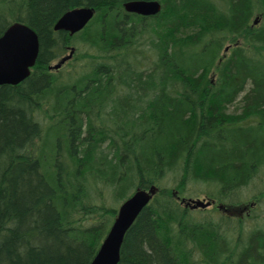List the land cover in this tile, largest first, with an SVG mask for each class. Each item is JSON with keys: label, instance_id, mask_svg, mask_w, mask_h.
Masks as SVG:
<instances>
[{"label": "trees", "instance_id": "obj_1", "mask_svg": "<svg viewBox=\"0 0 264 264\" xmlns=\"http://www.w3.org/2000/svg\"><path fill=\"white\" fill-rule=\"evenodd\" d=\"M126 1L0 0V35L17 20L39 43L30 74L0 85V264H89L117 212L97 189L152 185L117 264H264V217L225 215L227 238L160 184L190 173L221 202L264 169V0H157L149 16ZM80 6L95 13L77 34L53 29ZM75 37L95 51L85 68L49 72Z\"/></svg>", "mask_w": 264, "mask_h": 264}, {"label": "water", "instance_id": "obj_2", "mask_svg": "<svg viewBox=\"0 0 264 264\" xmlns=\"http://www.w3.org/2000/svg\"><path fill=\"white\" fill-rule=\"evenodd\" d=\"M128 12L140 15H154L159 12L161 4L157 0H129L123 3ZM94 8L80 6L68 9L54 23V30H65L69 34L82 29L92 18ZM257 18L254 19L256 23ZM39 51L38 36L27 24L14 21L0 35V85L17 84L27 77L37 59ZM73 47L67 55L61 57L53 68H58L70 58ZM157 188L152 185L147 190H136L119 205L106 235L102 239L93 259L89 264H117L120 247L125 232L133 223L140 211L155 194ZM209 200L188 199L186 205L192 208L206 207ZM220 207V206H219Z\"/></svg>", "mask_w": 264, "mask_h": 264}, {"label": "rangeland", "instance_id": "obj_3", "mask_svg": "<svg viewBox=\"0 0 264 264\" xmlns=\"http://www.w3.org/2000/svg\"><path fill=\"white\" fill-rule=\"evenodd\" d=\"M2 9L7 14V16H10L11 13H15L16 5L10 4V5H4L2 6ZM260 13H256L258 15ZM254 17L251 19L253 21ZM260 22H262V16L257 21L254 26L258 25ZM78 33V32H77ZM76 33V34H77ZM239 41V40H238ZM67 49L64 54H68L70 51L71 46L75 49L73 50L70 58H68L58 69L54 68H48L49 65H53L58 58L52 60L48 66L47 69L49 72H52L54 74H66L64 78L68 76V72L72 75L78 74V72H81L84 68L86 62H85V56L83 57V54L88 51L90 54H95V51L92 49H89V47L82 43L79 39V37L74 38V44L67 45ZM229 44H225V49L227 50L229 48ZM78 49V50H77ZM224 49V50H225ZM223 52V51H222ZM88 55V54H86ZM234 105V106H233ZM230 105L228 107V111L232 112V110L236 109L235 104ZM239 112V111H238ZM178 175V172L175 173H166L163 179L160 181V184L162 187H168L170 188L171 194L178 200V202L185 206L183 202L180 201L179 198H177V195L184 196L186 198H204L205 197H213L211 196L214 194L215 196H218V191L213 187L214 184L211 185L209 183L201 182L199 179L191 178L189 175L186 177H176ZM159 184V186H160ZM99 193H97L92 200L91 203H94L96 205H106L110 208H114L117 210L119 204L123 201H115L111 196V191L108 187H102V189H97ZM264 192V169L261 168V172H258V174L255 176L254 179L250 181V183L244 187L239 188V190H235L233 192H230L226 195V200H222V207L218 208V204L214 203V206H207L204 208H196L192 209L189 208L190 211H192L190 214L193 215L194 221H202L207 220L211 218L210 220H213L214 222L218 221L220 224H226L229 225L227 228L231 231V233L227 234V238H233L235 235L234 227L230 224L234 223L232 220H226L224 216H228L231 218H241V220L245 223L244 226H249L252 223H255L258 219L252 220V217L256 214L261 215L262 219L264 217V197L261 199V193ZM211 194V195H210ZM220 194V193H219ZM218 198V197H217ZM219 203L220 201L217 200ZM217 207L218 209H216ZM188 208V207H187ZM227 208V209H226ZM253 210V211H252ZM246 212H248L246 214ZM261 213V214H260ZM189 214V215H190ZM252 220V221H251ZM259 224L261 225V221L259 219Z\"/></svg>", "mask_w": 264, "mask_h": 264}, {"label": "bare ground", "instance_id": "obj_4", "mask_svg": "<svg viewBox=\"0 0 264 264\" xmlns=\"http://www.w3.org/2000/svg\"><path fill=\"white\" fill-rule=\"evenodd\" d=\"M255 17H256L257 20L259 21V19L261 18V14H258V15H256ZM149 187H150V186H149ZM149 187H148V188H149ZM155 187H156V186H155ZM148 188H147V189H148ZM156 188H157V187H156ZM140 189H141V188H140ZM147 189H144V190H147ZM154 195H155V194H153L152 197H153ZM152 197H151V199H152ZM151 199H150V200H151ZM150 200H149V201H150ZM147 204H148V203H147ZM147 204H146V205H147ZM116 213H117V212H116ZM115 216H116V214H115ZM115 216H114V217H115ZM114 217H113V219H114ZM113 219H112V221H113ZM112 221H111V223H112ZM111 223H110V225H111ZM110 225H109V227H110ZM108 229H109V228H108ZM105 235H106V234H105ZM121 244H122V243H121ZM94 255H95V254H94ZM93 257H94V256H93ZM92 259H93V258H92ZM92 259H91V260H92Z\"/></svg>", "mask_w": 264, "mask_h": 264}, {"label": "flooded vegetation", "instance_id": "obj_5", "mask_svg": "<svg viewBox=\"0 0 264 264\" xmlns=\"http://www.w3.org/2000/svg\"><path fill=\"white\" fill-rule=\"evenodd\" d=\"M214 201H215V202H214ZM212 203H213V204H214V203H215V204H216V203L218 204L217 200H214V199H212ZM213 206H214V205H213ZM247 213H248V212H246V214H247Z\"/></svg>", "mask_w": 264, "mask_h": 264}]
</instances>
